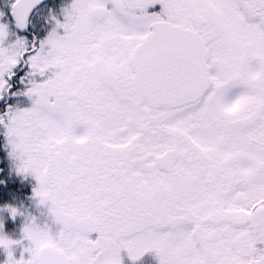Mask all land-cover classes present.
Listing matches in <instances>:
<instances>
[{
    "label": "snow or ice",
    "instance_id": "6c2138e0",
    "mask_svg": "<svg viewBox=\"0 0 264 264\" xmlns=\"http://www.w3.org/2000/svg\"><path fill=\"white\" fill-rule=\"evenodd\" d=\"M0 134L4 264H264V0H0Z\"/></svg>",
    "mask_w": 264,
    "mask_h": 264
},
{
    "label": "flooded vegetation",
    "instance_id": "af4514ba",
    "mask_svg": "<svg viewBox=\"0 0 264 264\" xmlns=\"http://www.w3.org/2000/svg\"><path fill=\"white\" fill-rule=\"evenodd\" d=\"M65 2L66 0H49L45 4L48 5V7H52L53 4H55L58 8L60 4ZM239 123V121H235V127L238 129V131H240V128L237 127ZM229 132H231V130ZM6 173L7 172H5L4 175ZM35 184L36 182L34 180L31 181V178L5 181L2 176V168L0 167V190H3L6 193L4 198L0 199V206H14L25 213V216H18L13 220L10 219L9 214L6 211H3L4 217L6 218V220L2 222L4 224L3 234L6 235L9 239H21L26 216L38 217L41 222L44 219L42 213L46 212V209L40 207L37 201L33 198V190ZM15 185L18 188H15ZM19 255L20 250L18 249L16 251L17 259H19ZM122 258L124 264H131V262L127 258L126 253H122ZM6 259V253L3 249H0V264H4ZM137 264H158V259L154 252L146 253L140 259V261L137 262Z\"/></svg>",
    "mask_w": 264,
    "mask_h": 264
},
{
    "label": "rangeland",
    "instance_id": "374dc122",
    "mask_svg": "<svg viewBox=\"0 0 264 264\" xmlns=\"http://www.w3.org/2000/svg\"><path fill=\"white\" fill-rule=\"evenodd\" d=\"M239 112V108L235 107L233 111L227 112L229 115H236V113ZM233 129L236 130L237 133H239L238 129L235 127V121H229L228 123V131H232ZM2 157L5 160L6 165L9 166V172L6 174V176H4L5 181L8 180H21L24 178H31L32 180H34L33 177L31 176H27V175H21L17 172L16 170V165L14 163V161L11 159V157L9 156V149L6 147V140L5 137H2ZM35 181V180H34ZM5 206H0V209H3ZM11 219V218H10ZM4 220H6V218L4 217V213L3 211H0V222H3Z\"/></svg>",
    "mask_w": 264,
    "mask_h": 264
},
{
    "label": "trees",
    "instance_id": "16d2710c",
    "mask_svg": "<svg viewBox=\"0 0 264 264\" xmlns=\"http://www.w3.org/2000/svg\"><path fill=\"white\" fill-rule=\"evenodd\" d=\"M2 137H3V135L1 134V140H0V165L3 168L2 172H4V171H7L8 165H6L5 160L2 157V151H1V148H2Z\"/></svg>",
    "mask_w": 264,
    "mask_h": 264
},
{
    "label": "clouds",
    "instance_id": "9594fccd",
    "mask_svg": "<svg viewBox=\"0 0 264 264\" xmlns=\"http://www.w3.org/2000/svg\"><path fill=\"white\" fill-rule=\"evenodd\" d=\"M220 116H221V118H223V119H233L234 117L233 116H230L227 112H224V111H220Z\"/></svg>",
    "mask_w": 264,
    "mask_h": 264
},
{
    "label": "water",
    "instance_id": "95a60500",
    "mask_svg": "<svg viewBox=\"0 0 264 264\" xmlns=\"http://www.w3.org/2000/svg\"><path fill=\"white\" fill-rule=\"evenodd\" d=\"M47 1H49V0H44L45 3H46Z\"/></svg>",
    "mask_w": 264,
    "mask_h": 264
}]
</instances>
